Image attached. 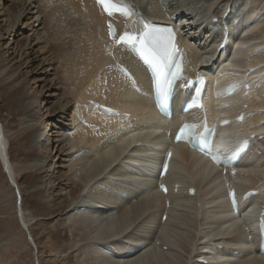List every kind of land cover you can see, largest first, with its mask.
I'll return each instance as SVG.
<instances>
[{"label":"bare ground","instance_id":"obj_1","mask_svg":"<svg viewBox=\"0 0 264 264\" xmlns=\"http://www.w3.org/2000/svg\"><path fill=\"white\" fill-rule=\"evenodd\" d=\"M116 1L130 7L135 20L132 23L116 18L114 21L121 31L128 27L134 31H141L145 23L151 22L162 25L170 23L169 25L173 26L174 31L179 34L181 46L186 51V74L188 76H197L199 69H201L200 74L206 75H210L215 70L218 72L217 77H209L214 78L216 85L226 82L228 76L232 74L245 82L248 89L243 90L234 98L217 97L213 95L216 91L210 89L205 114L181 116L180 110L177 109L171 120L165 119L160 116L154 104L153 85L148 72L128 49L116 46L115 41L110 38L106 25L108 17L98 6L96 0H0V48L5 44L3 41L7 42L10 39V43L7 42L9 45L7 55L0 51V96L4 98L0 111L5 110L15 116L12 120L3 118L1 122L8 128L26 124L23 132L20 131L22 133L19 132L20 134L14 140L13 150L16 156L17 153L28 150L35 154L34 159L40 173H37V177L27 186L30 189L28 205L33 208L31 211L44 219L37 225H41L42 229H47L50 222L56 221V218L64 215L67 210L78 209L70 222L75 221L76 226L81 225L89 233L92 231L91 234L95 237L93 241L100 244H96L97 247L93 249L88 246L86 251L88 264H185L177 254L173 253V247L181 242L191 246L193 242L196 243L195 240L198 237L193 239L188 232L181 229V225L187 226V224L184 223V218L181 219L182 215L178 211H187V213L190 211L189 213L197 214L196 216L200 215V212L201 217L205 216L207 220V222L204 221L205 225H213L215 229L210 227L214 231L204 233L202 242L200 241L201 247L199 243L197 244L200 254L195 257V260L199 257L205 259L208 264L218 263V261L220 264H264V258L257 255L259 241L252 231V223L264 207V40L253 36L247 37L248 33L252 34L258 28L260 29L261 18L264 16L261 13L262 10L258 11L253 8L250 12L248 11L244 21L238 26V31L234 22L235 25H231L232 21L229 27L226 26V30L224 26L219 29L221 33L217 43L220 42V44L215 49V55L213 54L217 59L207 69L201 65V55L197 48L182 37L179 30L181 27L178 24L180 20L177 21L175 18L170 20L167 14L164 15V8L160 1H154L152 6L155 7L156 13L148 14L147 17L137 15L129 0ZM11 3L13 7H9ZM10 8L12 9L9 10ZM227 10L225 9L224 12L226 13ZM225 13L221 15L223 18ZM208 18L214 19L215 16ZM222 19L221 24L223 25ZM82 23L84 28H81ZM43 32L48 34V41L45 38L43 42ZM13 33L17 39L16 42L24 41L22 48L16 51V57L14 55L16 49H10L13 39L9 37ZM235 34L238 36L236 37ZM225 37L229 44L220 51ZM121 54L126 56L122 58ZM248 57L250 59L245 60ZM57 58L63 61L60 68L63 67L65 74L70 73L73 82L77 84H74L77 89L74 99H65L63 104L59 100L61 106L53 113H51L53 109L46 107L35 111L32 107L34 96L31 97L28 91L35 90L34 95L37 96V83L42 84L44 90L57 89L55 85L53 87L46 85L49 72L55 70L56 63L57 66L59 65L56 62ZM16 63L19 65L13 69ZM119 65L127 67L133 80L118 70ZM21 67L25 70L24 72L20 71ZM39 68H44L43 73L46 72L45 75H48L45 77L42 76L44 74L39 75L36 72ZM18 84L19 86H16ZM52 96L55 98L56 93L49 94L47 97ZM42 98L45 100L46 97L41 93L39 101ZM181 99H185V94L179 90L174 100L177 107ZM236 102L246 108H241V106L234 109L226 108L227 105L233 106ZM95 103L112 107L122 116L108 117L99 111H92L91 108ZM218 108H223L222 113L243 111L246 117L244 123L222 129L219 146L228 148L239 137L253 133L262 135L263 140L257 139L254 142V148L250 149L235 166L239 172L236 177L230 175V169L227 170L226 175H223V168L216 166L205 155L189 150L183 144L176 145L175 159L172 161L171 170L165 181L170 187L175 182H180L182 187L178 194L173 193L172 190L168 195L162 194L157 188L156 166L162 160L168 147L173 144L160 133L167 132L170 129L169 126L184 119H198L202 126L204 125L203 119L211 123L215 121ZM125 116H129L130 120L125 121L123 119ZM46 118L50 120V130H47L43 122ZM1 122L0 156L8 160L7 141ZM38 122L39 125H37ZM59 125H63L65 127L63 133L68 134L64 136L66 140L63 139L66 146L60 139L62 138L60 134L62 127ZM45 135L48 138L44 144H41ZM138 143H142V146L136 147ZM69 144L72 150L76 148V153L84 151L83 156L79 157L80 162L75 160L74 166L79 169L77 172H80V176L89 174L84 179L87 186L89 177H97L99 174L102 176V171L105 174L109 172L106 174L107 177L105 176L107 182L103 187L99 185L100 188H97L96 185L97 189L94 190L93 187V193L89 191L92 185L89 187L87 194L91 195L90 200L85 199L78 202L83 190L81 184L73 176H69L68 171L61 175L56 171V161L60 160L64 163V158L61 159V156L64 155ZM70 148L67 152L69 150L71 152ZM257 148H261L260 155L257 153ZM127 152L129 153L126 154ZM69 154L67 153V156ZM13 159L14 161L18 159L14 157V153ZM49 159L52 161L54 159L53 166L45 165ZM184 173L189 175V181L182 177ZM53 177H56L58 187H54L45 196L44 186L51 184ZM61 177L63 179L59 181ZM62 182H69L68 189L60 186ZM38 184L39 186H36ZM107 184L110 185L106 186ZM203 184H206L205 189L201 188ZM190 186L196 189L194 196L187 194ZM230 187H235L240 195L251 190L258 192L257 197L241 203L242 214L236 215L229 207L227 190ZM132 192L137 198L141 197L139 203L131 202ZM97 197L99 199H96ZM168 200L171 201L169 206L167 205ZM101 208L105 210L104 213ZM95 211L102 212L97 214ZM95 214L100 216L96 217ZM101 215L107 216L101 217ZM144 215L147 216L146 220H143L138 230L135 229L134 232L132 230L133 233H130L128 242L110 243L112 238L114 240L126 231L128 233L130 226L141 221L139 219ZM164 215H167L168 219L162 224ZM62 221L63 219L59 220V226L63 225ZM155 230H158L156 231L157 237L152 239L159 241V244L150 239ZM51 234L59 244L63 245L67 240L65 232L60 229L54 231L52 229ZM82 241L88 240L85 238ZM142 245L145 246L142 252L132 257L126 255L134 247ZM165 246L170 247L168 251L163 250ZM220 247H223L222 250L219 249ZM109 250L114 251L115 254ZM93 255H99L98 260L102 261L93 262Z\"/></svg>","mask_w":264,"mask_h":264},{"label":"rangeland","instance_id":"obj_2","mask_svg":"<svg viewBox=\"0 0 264 264\" xmlns=\"http://www.w3.org/2000/svg\"><path fill=\"white\" fill-rule=\"evenodd\" d=\"M129 1H130L131 6L135 8L137 15L141 14V15L147 17V16H149L148 14L151 15V14L156 13L155 9H154L155 7L152 6L154 4L155 0H146L147 2L145 0H140V1L139 0H137V1L129 0ZM156 1H160L162 3L163 8H164L163 14L164 15L167 14L166 16L168 18H170V20H172V18H175V19H177V21L180 20L182 22L181 23L179 21V23H178L181 27L179 30L182 33V37L186 38L191 43V45H193L194 47L197 48L199 54L201 55V61L203 63V64L201 63V65H203L202 66L203 68H207V69H208V67L210 68L211 65L217 59V57L216 56L214 57V55H215V49L220 44V42L218 44L217 41L219 40V35L221 33L220 32L221 30H219V29H222V26H224V29L226 30V28L230 26L229 23H231V21H232L231 25L233 26V24L235 23L236 25L235 24L234 25H235V27L237 26V31H238L239 30L238 26L240 25L241 22L244 21L245 15L248 14V11L250 12L253 8H255L258 11L262 10L261 13L264 14V0H198V1L197 0H156ZM244 4H245V6H244ZM12 5H13L12 3L9 4V7ZM11 9L12 8H10L9 10H11ZM225 9L226 10L229 9V10H228V13H226L224 15V18H223V16H221V15L225 13L224 12ZM200 12H202V13H200ZM204 16H205V18H204ZM209 16H212L213 18L215 16V18L214 19L211 18L212 19L211 20L210 18H208ZM221 19H222L223 25L221 24ZM167 24H170V23H167ZM81 25H82L81 26V28H82L83 23ZM259 27H260V29L258 28L256 32H253L252 34L248 33L247 37L253 36V37H258V38H261L262 40H264V16L261 18V25ZM235 30H236V28H235ZM42 35L44 36L43 42L45 41V38L48 41V34L46 32H43ZM14 36L15 35L13 33V35L11 34L9 37V38L13 39L12 40L13 43L11 42L10 49H12V48L16 49L15 54H14L16 57L17 52L22 48V46H23L22 44L24 43V41L20 40L21 41L20 42L18 40V42H16L17 39ZM235 36L237 37L238 34H235ZM9 40L7 42H9ZM3 42H5V44H3V46L0 48V51L2 52V54H6L8 51L7 48L9 47V45L7 44L6 41H3ZM14 42H16V43L14 44ZM16 44H18V45L16 46ZM41 45H42V43L40 44V46ZM48 47H49V44H48L47 48ZM39 51H40V49H39ZM11 52L12 51H10V53ZM218 52H219V50H218ZM208 54L211 55L210 56L211 58L209 56H207ZM127 55H129V54H127ZM120 56H122V58H123L126 55L121 54ZM10 58H13V57H10ZM246 59H250V57L245 58V60ZM209 60H211V61H209ZM56 62H58L59 65L57 66V63H56V65L54 67L55 70L53 72H49V76H48L49 78L47 77L48 83L46 85L48 87L50 85L52 87L55 85L57 87V89H55L53 91L51 89H49V91H48L47 90L48 88H47L44 90L42 87V84L37 83V85H36V87H37L36 92L38 93L37 96L34 95L35 90L34 91L29 90L28 91L29 95L31 97L34 96L33 100H32V107L35 108V111H38L40 108L46 107L47 109H53L51 112V113H53L54 110H55V112L59 110V108L61 106L60 101H62L61 104H63V101L65 99L66 100L74 99L73 97L75 96L76 90H77L75 85H77V84H75L73 82V79H72V76L70 73L65 74L66 72L63 70V67L60 68V66L62 64L61 62H63V61H61V58H59V59L57 58ZM17 65H19V63H16V65L13 67V69ZM22 69L23 68L21 67L20 71L24 72L25 70L24 69L22 70ZM58 69H59V72H58ZM43 71H44V68H39L36 72L39 75H42V74H44ZM56 72H57V74H56ZM62 72H64V73H62ZM45 74H46V72H45ZM45 74L42 76L45 77L48 75V74L47 75H45ZM49 79H50V82H49ZM51 82L53 84H51ZM16 86H19V84ZM27 90H28V88H27ZM56 90H57V92H56ZM41 93L46 98H45V100H44V98H42L39 101V96ZM55 93H56L55 98L53 96L47 97V96H49V94H55ZM3 99L4 98H2V96H0V105L3 102ZM42 100H43V102H41ZM56 100H58V102ZM0 112H1L0 113V115H1L0 116V122H1V119L3 121V118H5L6 120L15 119V116L11 115L9 112H7L5 110L0 111ZM69 115H71V114H69ZM49 121L50 120L47 118L43 121L44 124L47 126V130L48 129L50 130V128H51ZM15 124L17 125V122ZM33 124H36V122H33ZM39 124L40 123L38 122L37 125H39ZM1 125L3 127V130H4L3 132H4V135L6 137V141H7V158H8V160H5V162H3L0 159V244H1L0 245V264H88L87 263V262H89L88 256L86 255V251L88 249V246L91 247V249H93V247L94 248L97 247L96 244H98V245H100V244L95 243L96 241H93V240H95L94 239L95 237L92 236L93 235V234H91L92 231L89 233L86 229H83L81 225L76 226L77 224L75 223V221L70 222L73 220L72 217L75 214V211L78 209H74L73 211L67 210L66 211L67 213L65 212L64 215L56 218V221L54 220L55 222L54 221L50 222L51 224L52 223L56 224L55 226H54V224H52V225L49 224V225H47V229L43 228L45 231L42 229L41 225H37L38 223L42 222L44 219L41 216H37L38 215L37 213L31 211L33 208H31L28 205V194L30 193V191H29L30 189H28L29 186H27L28 184H30L31 180H33L37 177V173L38 174L40 173V170L38 171L39 168L36 166V161L34 159L35 154L31 153V151L28 150V151H23L21 153H17V156H16L15 151L13 150L14 145H15L14 140H16L18 134L23 132V129L26 127V124L23 126L17 125L18 127L15 125L17 128L16 127L15 128L14 127L8 128L2 122H1ZM59 126L62 127L61 132H60L62 138H60V137H58V138H60L63 141V144H65L64 140H66V139L64 138V136H67L68 134L63 133V129H65V127L63 125H59ZM20 131H22V132H20ZM49 136H50V134H49ZM47 138H48V136L45 135V137H43V139L41 140V144H44L46 142ZM55 138L56 137H54V139ZM66 145L67 144H65V146ZM70 147H71V145L69 144V146L67 148L65 147L66 150L64 148V150H65L64 155L61 156V159L64 158V163L60 160L56 161L57 162L56 171H58V173L60 175L62 173H65V172L67 173V171H68V175L73 176L75 178V180L81 184V186L83 187V190L80 193L81 198H80V200H78V202L81 200L83 201L85 199L90 200L91 195L87 194V190L90 189L89 187H91V185H92V188L89 190L90 193H93L94 190H96L99 187V185L103 187L104 184H106V182H107L106 181V177H107L106 174H108L109 172L106 170L107 171L106 174L102 171V176H101V174H99V176H97V177L96 176H93L92 178L89 177V181H88L89 184L87 186L84 182V179L87 178L86 175H89V174H85L84 176H80L79 175L80 172H77L79 169L76 166H74L76 164L75 160H78L80 162L79 159L83 155L82 154L76 155V148H74V150H72L73 148L72 147L70 148ZM69 148L71 149V152H70V150L67 152V150ZM257 149H258L257 153L260 155L261 148H257ZM72 152L73 153L75 152V153L73 154ZM79 152H84V151H79ZM13 153H14V157L18 158L17 161H14V159H13ZM67 153H70L69 156H67ZM128 153L129 152H127L126 154H128ZM70 156H72V157H70ZM121 160L124 161L123 158H121ZM121 160H119V162ZM33 163H35V164L33 165ZM48 164L50 166H53L54 165V159H53V161L51 159H49L48 162L45 163V165H48ZM61 164L63 165V167H60V166H62ZM73 166H74V169H73ZM74 171L77 175L74 173ZM96 172H97V169H96ZM244 174L246 175V173H244ZM110 176H113V175H110ZM182 177H184L186 180L189 181V178H188L189 175L187 176L186 173H184L182 175ZM62 179L63 178L61 177V179L59 181H61ZM115 179H118V178H115ZM62 183L60 184V186L64 187L65 189H68L67 184L69 182L68 183L62 182ZM96 185H97V188H96ZM109 185L110 184H107L106 186H109ZM36 186H39V184ZM41 186H42V184H41ZM54 187H58L57 182H56V177H53L51 184L44 186V189H45L44 195L47 196L49 194V192L52 191V189ZM93 187H94V190H93ZM72 188H74V187H72ZM201 188L205 189L206 184H203L201 186ZM65 191H67V190H65ZM121 197L125 198L126 196H121ZM132 197H133V199H132ZM132 197H131V200H132L131 202H133V203L134 202L139 203L141 201V199L139 201V198H141V197L137 198V196H136V194H134V192H132ZM96 199H99V197H97ZM96 199H94V200H96ZM124 200H126V199H124ZM85 202H87V201H85ZM169 202L171 203L170 200H169ZM101 209L104 213L105 210L103 208H101ZM102 211H95V212L97 214H100ZM178 212L182 216L179 214L178 215L181 216V219L184 218L183 221H184V223L187 224V226L181 225V227H182L181 229L188 232L190 234V237H192L193 239H194V237H198V238L195 240L196 243L193 242V245L191 244V246L184 244L185 242L179 243L180 244V245L178 244L179 247H178V245L173 247V250H174L173 253L177 254L180 257L181 261L185 264H188V263L189 264H194V263L198 264L195 260V257L200 254V253H198L200 248L197 246V244L199 243V246L201 247L200 241L202 242V238H203L204 233L211 232V231L213 232L215 227L213 225L212 226L205 225L207 220H206L205 216H203L205 219L203 217H201L200 212H199L200 215H198V216H196L197 214L189 213L190 211L188 213H187V211L186 212L185 211H178ZM180 212H182V213H180ZM183 212H184V214L186 213V215H184ZM95 216H96V214H95ZM98 216H100V215H98ZM98 216H96V217H98ZM105 216H107V215H101V217H105ZM39 217H41V218H39ZM146 217L147 216L144 215V216H142V218L139 219L142 222L139 220H136L137 222L139 221L138 223L135 222L137 226L135 225V223H133L130 226V228L128 229V233H126L127 232L126 231L125 233L120 235L121 240H120V237H115L114 240L112 238V240H111L112 242L110 241V243L111 244H114L115 242L121 243L120 241L128 242V240H129L128 238L131 235L130 233H133L135 229L138 230V227L142 226V223L144 222L143 220H146ZM61 219H63V221H62L63 225L59 226L60 225L59 220H61ZM159 219H160V217H159ZM204 221H206V222H204ZM46 222H49V221H46ZM162 224H163V222H162ZM57 226H58V228H56ZM72 226H76V227H72ZM196 227H197V229H196ZM210 227L214 228V229H210ZM52 229H53V231L57 230V229L64 231L66 234V237H67V240H66L67 242L65 241L63 245H62V243L59 244V242H57V240L53 237V234H51ZM207 229H210V230H207ZM41 230H43V231H41ZM132 230H133V232H132ZM158 230H155L151 234L150 239H152L153 237L156 239ZM87 232L89 234H87ZM199 233L202 236L199 235ZM85 235H88V236H85ZM90 236H92V237H90ZM82 237L87 238L88 241H85L86 242L85 243L84 241H82L85 238H82ZM155 239H152V242L155 243V241H154ZM147 244H150V242H147ZM166 247H168V246H166ZM168 248H170V247H168ZM109 252L115 254L114 251H112V250L111 251L109 250ZM210 254L213 257V254L211 251H210ZM108 255L110 256V254H108ZM112 256L113 255H111V257ZM92 257L94 259L93 262L100 263L102 261V260H98L99 255H97V256L93 255Z\"/></svg>","mask_w":264,"mask_h":264},{"label":"snow or ice","instance_id":"obj_3","mask_svg":"<svg viewBox=\"0 0 264 264\" xmlns=\"http://www.w3.org/2000/svg\"><path fill=\"white\" fill-rule=\"evenodd\" d=\"M98 3L104 7L109 16H112L116 11H119L126 18H130L132 15L130 8L124 4L117 5L110 3V0L108 2L106 0H98ZM144 27L146 31L143 38L139 39V43L142 48L148 47L150 58L145 57V59L154 72L156 91L158 94L162 93L167 101L174 91L176 81L183 79V54L176 42V35L172 28H157L147 23H145ZM109 34L113 38L116 37L115 28L111 24H109ZM119 42L134 45L138 42V38L125 33L119 37ZM197 96H199V92H197ZM196 127L195 125L185 124L177 136V140L191 139L195 134ZM168 155L170 157L171 153ZM213 160L219 162L215 156H213ZM166 168L167 166L165 165V170ZM229 194L233 198V204H235V194L231 192Z\"/></svg>","mask_w":264,"mask_h":264}]
</instances>
